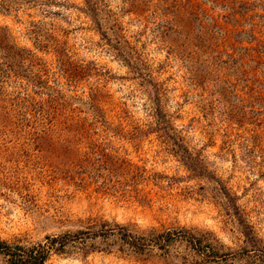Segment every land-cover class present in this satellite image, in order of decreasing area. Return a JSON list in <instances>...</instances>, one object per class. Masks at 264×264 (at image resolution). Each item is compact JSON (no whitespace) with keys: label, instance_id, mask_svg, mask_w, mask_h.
Instances as JSON below:
<instances>
[{"label":"rangeland","instance_id":"1","mask_svg":"<svg viewBox=\"0 0 264 264\" xmlns=\"http://www.w3.org/2000/svg\"><path fill=\"white\" fill-rule=\"evenodd\" d=\"M57 237L45 264H264V0H0V242Z\"/></svg>","mask_w":264,"mask_h":264},{"label":"trees","instance_id":"2","mask_svg":"<svg viewBox=\"0 0 264 264\" xmlns=\"http://www.w3.org/2000/svg\"><path fill=\"white\" fill-rule=\"evenodd\" d=\"M99 222L95 220H91L89 228L94 230V228L98 227L97 230L91 231L93 237L98 235H105L107 233L116 234V230L121 232V236L132 245L134 253L139 257L145 252V249L151 245L163 244L166 243V240L170 238L171 233L165 234H153L150 233L147 237L138 236V234L131 232L126 227H119L116 225V229H111L107 225L108 223H103L98 225ZM89 232L81 231L78 233L81 238L82 235H91ZM64 237L61 238H47V242L45 244H37L32 247H24L18 244L9 245L4 242H0V252L3 253L8 258L9 264H45V261L48 259L50 253L52 251H64L65 242ZM62 240L63 244L60 246H54V243Z\"/></svg>","mask_w":264,"mask_h":264}]
</instances>
